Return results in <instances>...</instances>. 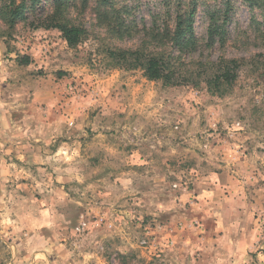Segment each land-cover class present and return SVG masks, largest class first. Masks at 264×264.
<instances>
[{
    "label": "rangeland",
    "instance_id": "obj_1",
    "mask_svg": "<svg viewBox=\"0 0 264 264\" xmlns=\"http://www.w3.org/2000/svg\"><path fill=\"white\" fill-rule=\"evenodd\" d=\"M87 1L75 48L23 24L0 41V264H264L262 11L229 0L210 48L206 11L226 0H202L196 51L167 86L109 57L141 35L110 34L103 0ZM107 1L139 28L172 9ZM220 57L245 60L222 96L205 83Z\"/></svg>",
    "mask_w": 264,
    "mask_h": 264
},
{
    "label": "trees",
    "instance_id": "obj_2",
    "mask_svg": "<svg viewBox=\"0 0 264 264\" xmlns=\"http://www.w3.org/2000/svg\"><path fill=\"white\" fill-rule=\"evenodd\" d=\"M242 1L250 9H260L264 23V0ZM170 2L171 11L169 6L164 12V17H160L158 13L153 15L149 26L144 24L139 28L136 21L128 19L127 16L124 20L107 0H103L102 7L105 9L98 12L97 19L107 23L113 16V22L106 26L114 36L132 38L141 35L140 45L135 49L109 52V57L117 65L125 67L126 70L139 69L150 81H162L167 86H174L179 84L177 76L180 75L182 66L180 56L192 54L197 48L198 41L193 24L202 0ZM87 3V0H81L80 5L84 8ZM75 7V0H0V41L6 44L5 33L23 24L33 30H58L66 45L75 48L86 34V30L80 24H75L71 18ZM207 9V47L212 48L216 43L223 46L230 20V2L222 1L219 5ZM170 13H173L174 17ZM262 27L264 30V26ZM16 60L21 66L30 64L27 56H17ZM244 61L243 58L222 57L207 61L205 66L209 73L206 74L205 83L208 91L218 96L227 93L235 83L238 70Z\"/></svg>",
    "mask_w": 264,
    "mask_h": 264
},
{
    "label": "crops",
    "instance_id": "obj_3",
    "mask_svg": "<svg viewBox=\"0 0 264 264\" xmlns=\"http://www.w3.org/2000/svg\"><path fill=\"white\" fill-rule=\"evenodd\" d=\"M0 164H1V161H0ZM1 166V165H0ZM1 174H3V172L2 171H0V178L2 177V175ZM42 235V234H41ZM38 237H40V234H39V232H38ZM38 240H41L40 238H37Z\"/></svg>",
    "mask_w": 264,
    "mask_h": 264
},
{
    "label": "clouds",
    "instance_id": "obj_4",
    "mask_svg": "<svg viewBox=\"0 0 264 264\" xmlns=\"http://www.w3.org/2000/svg\"><path fill=\"white\" fill-rule=\"evenodd\" d=\"M62 155V153H57V156H61ZM57 171H59V169H57ZM261 259H264V257H261Z\"/></svg>",
    "mask_w": 264,
    "mask_h": 264
}]
</instances>
